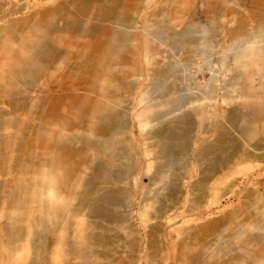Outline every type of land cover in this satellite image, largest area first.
I'll return each mask as SVG.
<instances>
[{
    "label": "rangeland",
    "instance_id": "rangeland-1",
    "mask_svg": "<svg viewBox=\"0 0 264 264\" xmlns=\"http://www.w3.org/2000/svg\"><path fill=\"white\" fill-rule=\"evenodd\" d=\"M259 27L264 0H0V264H264V117L227 120L261 89L233 59ZM219 133L236 154H203ZM110 191L127 203L90 214Z\"/></svg>",
    "mask_w": 264,
    "mask_h": 264
},
{
    "label": "bare ground",
    "instance_id": "bare-ground-1",
    "mask_svg": "<svg viewBox=\"0 0 264 264\" xmlns=\"http://www.w3.org/2000/svg\"><path fill=\"white\" fill-rule=\"evenodd\" d=\"M70 6V5H69ZM76 29L75 30H79V27H75ZM188 30H185L184 31V34L182 33V35H181V38L182 39H186V40H189V41H191V40H194L193 38H194V34L195 33H198V31L196 30V29H189V28H187ZM253 29V28H252ZM254 31H252L251 33H249V37H247V39H246V41H247V44H248V47H247V45H245V44H240V45H236L235 46V48H234V50H235V56H234V60H238L239 61V63H238V66L237 67H239V68H241V69H247L245 72H246V80H251L252 79V77L253 76H255V75H257L256 73H255V70H259V69H264V33H263V31H262V29H260V27L259 28H254L253 29ZM167 31V30H166ZM166 33V32H165ZM170 35V34H169ZM176 36V35H175ZM170 37V36H169ZM171 37H173V36H171ZM171 37H170V39H171ZM180 38V37H179ZM251 38H257V39H259V40H261V42H262V45L260 46V45H258V44H255V43H253V42H251ZM176 39H178V37L176 38ZM201 39L202 40H206V38L205 37H201ZM166 40V39H165ZM179 40V39H178ZM169 41V40H168ZM183 41V40H182ZM198 41H200V40H197V42ZM181 42V41H180ZM45 44H46V42H42V41H40V42H36V44H35V46H37V48H39V49H41V48H43V46H45ZM184 44V43H183ZM181 46V45H180ZM180 46H179V48H180ZM183 47V46H182ZM175 50V49H174ZM172 51V50H171ZM179 51V50H178ZM35 52H36V50H35ZM173 53H174V51H173ZM203 55H204V57H205V60L207 61V59H209L210 58V56L208 55V53H207V51L206 50H203ZM41 54V53H40ZM259 55H261V58L260 59H258V58H256V57H258ZM39 56H41V55H39ZM252 56H255L254 58H252ZM210 62V61H209ZM208 61H207V63H209ZM254 67V68H253ZM185 68H186V66H184V65H180V62L179 63H177L176 64V66L174 65V64H171L168 68H167V70L166 71H168V72H171L172 73V75H178V78H179V76H180V78H181V81L183 82V81H191L192 79L188 76V75H186V74H183L184 73V71H185ZM249 68H253V69H255V70H249ZM186 69H188V68H186ZM167 72V73H168ZM182 72V75L180 74ZM161 74V73H160ZM166 74V72L164 71V77L166 76L165 75ZM170 74V73H169ZM180 74V75H179ZM162 75H163V73H162ZM258 76V75H257ZM163 76H162V78H164ZM231 77V81H233V82H231L230 81V83H231V87H233L234 85H236L238 82H239V79L241 78H243V75L242 74H238V73H236V74H234V76H230ZM245 77V76H244ZM158 78H160V76H158ZM157 78V79H158ZM162 78H160V79H162ZM179 78V79H180ZM165 79V78H164ZM163 80V79H162ZM185 81V82H186ZM229 82V81H228ZM166 85V84H165ZM158 87V86H157ZM211 87V86H210ZM225 87V86H224ZM224 87H223V89H224ZM171 88H172V86H171ZM171 88L170 87H167V88H165L164 89V91L162 90V92H164V94H165V92H168L169 93V90H171ZM226 88V87H225ZM154 89H156V88H154ZM158 89V88H157ZM208 89H209V87H208ZM216 89L217 88H214V87H212V88H210L207 92H205V91H202L201 92V94H199L198 96L199 97H201V98H207V94L208 93H212V95H213V93L215 94L216 93ZM242 90H241V94L244 96V97H246V98H248V100L249 101H251V102H249V104H247L246 106H245V108L247 109V110H250V112L249 113H246V114H244V113H242V112H238V111H236V112H232V113H228V115H227V120H229V121H233V122H237V121H239V120H241V122H242V119H245L246 120V122H247V124H246V127L245 128H243V129H238V128H236V126H234L236 129H238V131L237 132H239V134L240 133H246V132H248V131H250V129L252 128V125H254V122L256 121V119L258 118V117H264V75H263V78H262V80H261V89L259 90V89H254V88H252L251 86H243V88H241ZM152 90V89H151ZM155 92V91H154ZM176 92V91H175ZM161 93V92H160ZM180 93V92H179ZM154 94V93H153ZM183 94V93H182ZM160 95V94H159ZM211 95V96H212ZM209 96H210V94H209ZM152 97V96H151ZM222 97L224 98V100H230V96H229V93H228V91H225V89H224V92H223V95H222ZM198 98V97H197ZM170 99V98H169ZM191 99V101H192V98L191 97H189L188 95H179L178 97L176 96V99L175 100H173V101H170V102H168V104H169V106H170V109H169V112H170V110H173V109H177V108H180L181 106H183L185 103H187L189 100ZM171 100V99H170ZM167 101H168V99H167ZM167 104V105H168ZM153 106V105H152ZM154 106H156V105H154ZM148 108V107H147ZM181 109V108H180ZM179 110V109H178ZM171 112H173V111H171ZM246 112V111H245ZM165 113V112H164ZM163 113V114H164ZM153 114V113H152ZM154 115V114H153ZM113 116V115H112ZM158 116V114L157 115H154V117L152 116V118H148V119H150V120H155L156 119V117ZM188 116V115H187ZM113 117H115V116H113ZM161 117V116H160ZM164 117V116H163ZM185 117V115L183 116V118ZM111 118V117H110ZM109 118V119H110ZM180 118V117H179ZM183 118L181 119V120H183ZM106 119H108V118H106ZM186 119V118H185ZM184 119V120H185ZM116 120V119H115ZM187 120V119H186ZM107 121V120H106ZM179 121V120H178ZM190 121V120H189ZM113 122L114 121H112L110 124H111V126H110V128L108 129V133L110 134V133H113V131H114V129H116L117 131H118V127L116 128L115 127V124H113ZM180 123V122H179ZM182 123H184V122H182ZM188 123V122H187ZM186 123V124H187ZM240 123V121L238 122V124ZM185 123H184V125H186ZM188 124H190V123H188ZM232 124V123H231ZM237 124V123H236ZM176 125H178V124H176ZM109 126V125H108ZM187 126V125H186ZM189 126H193V124L191 123ZM188 126V127H189ZM181 128H182V125H181ZM186 128V127H185ZM235 129V130H236ZM176 130H178V127H177V129ZM182 129H180V131H181ZM180 131H178L177 133H180ZM172 132V131H171ZM176 132V131H175ZM114 133H116V131H114ZM167 134H166V136H169V134H170V132H166ZM191 133V131L190 130H188L187 131V129H185V131L183 132V135L182 136H189V134ZM182 134V133H181ZM181 134H179V135H181ZM174 135V134H173ZM177 135V134H176ZM175 135V136H176ZM230 135V134H229ZM160 137V136H159ZM180 137V136H179ZM178 137V138H179ZM108 140L109 139H107V141H106V144L108 143ZM167 141V140H166ZM169 141V140H168ZM167 141V142H168ZM183 142V141H182ZM229 142H231V143H229ZM237 141L235 140V139H233V138H228V137H226V135H225V137H224V133H219V135H218V137L214 140V142H213V144H212V148L214 149V152H211V150H208V148L209 147H207V149H206V151L203 153V154H216V152H218L219 153V155L220 154H232V153H235L234 151H236V150H238V149H240V145L238 144V143H236ZM228 143L229 144H231L230 146L228 145ZM177 144V143H176ZM179 144V143H178ZM180 145H182V149H181V151L182 150H184L185 149V144H184V142L183 143H181ZM179 145V146H180ZM107 146V145H106ZM173 146H174V144H171L170 142L168 143V151H167V154H169V156H165V158L167 159V157H169L170 159H171V156H170V154H173ZM177 146V145H176ZM258 146V145H257ZM231 148V151H229V149ZM175 149V148H174ZM237 152V151H236ZM176 153H174V155H175ZM236 154V153H235ZM116 156V155H115ZM176 156V155H175ZM221 156V155H220ZM226 156V155H225ZM173 157V156H172ZM204 157V156H203ZM214 158V157H213ZM217 158H219V157H217ZM225 158V157H224ZM228 158V157H227ZM175 158H173V160H174ZM221 161H219V160H217L216 161V166H220V165H222L223 164V162H226V159H221V158H219ZM169 160V159H168ZM167 160V162H169L170 163V161H168ZM176 160V159H175ZM229 161V160H228ZM177 162V161H176ZM213 162V161H212ZM175 163V162H174ZM174 163H173V165H174ZM178 164V163H177ZM176 164V165H177ZM226 164V163H225ZM225 164H223V165H225ZM168 165H170V164H167V166L166 167H168ZM172 165V164H171ZM222 165V166H223ZM100 167V166H99ZM103 167H104V165H103ZM224 167V166H223ZM105 168V167H104ZM101 169V168H100ZM98 170V169H97ZM103 170H105V169H103ZM102 169H101V172L103 171ZM217 171V170H216ZM104 173V179H107V178H114L115 180H120V179H122V176H123V174H122V171H119L118 169H114V170H109L108 169V167L106 168V170L103 172ZM102 173V174H103ZM111 175V176H110ZM107 193H110L109 194V196H108V194H103L101 197H100V199H99V201H100V203H97L96 205H94L93 207H91L90 208V206H92V205H90L89 207H88V209H90L89 211H90V214H92V215H94V216H96V215H98L99 213H102L103 212V205L102 204H108V205H114V206H116V205H119V204H123V203H127L126 202V200H125V198H123L122 197V194H121V192H113V191H110V192H107ZM74 209H76L77 210V208H74ZM79 209H82V208H79ZM114 211V210H113ZM112 211V212H113ZM108 212V211H107ZM100 216V215H99ZM103 218V217H102ZM108 218V217H107ZM117 220V219H116ZM257 228H261L263 231H264V222L263 223H261L260 224V222H258L257 224ZM239 227H240V225H239ZM237 234H238V236L239 235H241L242 233L241 232H237ZM91 236V235H90ZM256 237H261V235L259 236V235H256ZM91 238V237H90ZM95 238V237H94ZM237 241L236 242H234V245H235V248H239L240 247V249L241 248H243L244 246H245V242H244V240L243 239H241L240 237L238 238L237 237ZM92 240V239H91ZM111 241V240H110ZM93 242V241H92ZM258 242H263L262 243V249H260V248H258V252H255L256 253V256H257V258L259 257V256H261V255H263L264 253V234H263V236L260 238V239H258ZM96 243V242H95ZM100 243V242H99ZM41 244H43V242H41ZM93 244H94V242H93ZM91 245V244H90ZM93 247H94V245H92ZM99 246V245H98ZM257 246V245H256ZM92 253H93V251H92ZM233 254V253H232ZM255 256V257H256ZM231 257V256H230ZM237 257H240V256H237ZM234 258H235V255H234ZM234 258H232V259H234ZM237 260H240V259H238L237 258ZM241 260H244L243 258H241ZM219 264H223V263H219Z\"/></svg>",
    "mask_w": 264,
    "mask_h": 264
}]
</instances>
